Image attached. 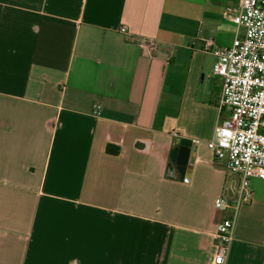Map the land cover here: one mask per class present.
I'll use <instances>...</instances> for the list:
<instances>
[{
  "label": "crops",
  "instance_id": "crops-1",
  "mask_svg": "<svg viewBox=\"0 0 264 264\" xmlns=\"http://www.w3.org/2000/svg\"><path fill=\"white\" fill-rule=\"evenodd\" d=\"M238 2L0 0V264H213L229 109L205 46L244 33ZM250 186L225 264H264Z\"/></svg>",
  "mask_w": 264,
  "mask_h": 264
},
{
  "label": "built area",
  "instance_id": "built-area-1",
  "mask_svg": "<svg viewBox=\"0 0 264 264\" xmlns=\"http://www.w3.org/2000/svg\"><path fill=\"white\" fill-rule=\"evenodd\" d=\"M225 15L244 33L232 44L214 45L205 50L216 57L213 73L222 78L221 107L229 111L220 115L208 146L215 158L225 160L230 172L225 194L215 201V207L228 211L217 227L218 248L212 254L213 264H225L234 239V218L239 207L252 200L250 181L264 179V0H238ZM120 31L128 33L127 27ZM139 45L151 54L157 46L154 38H142ZM235 190L230 184L236 180Z\"/></svg>",
  "mask_w": 264,
  "mask_h": 264
}]
</instances>
